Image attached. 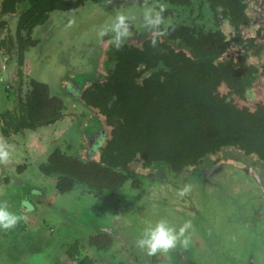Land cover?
<instances>
[{
	"label": "flooded vegetation",
	"instance_id": "af4514ba",
	"mask_svg": "<svg viewBox=\"0 0 264 264\" xmlns=\"http://www.w3.org/2000/svg\"><path fill=\"white\" fill-rule=\"evenodd\" d=\"M86 1L55 2L59 6L46 11L45 19L31 30V39L25 40L27 45L23 44L22 36L27 37V33L21 24L23 14L30 7L29 1L17 0L12 12L2 11L0 7V24L3 23L0 41H5L0 44V85L4 91L0 103V141L9 146V155L16 152L15 146H20L19 156L23 163L17 165L19 174L30 162L38 167L42 177H33L32 185L46 186L52 181L57 193L75 188L79 196L89 195V202H84V197L80 206L85 214L88 213L90 222L78 226L70 236L59 239L55 251L60 244L66 247L61 260L55 259L52 264H264V205L259 207V202L256 209H248L258 190L259 201L264 199V0H89L101 4L100 14L106 15L97 29V36L118 15H124L129 28L123 40L129 41H123L117 49L110 42L113 33L108 31L111 38L105 45L99 39L83 43L80 40L75 42L76 45L70 42L58 54L61 68L54 69L52 79L37 80L31 76L29 73L34 65L42 62V56L49 48L55 44L61 48L62 43L54 40L60 24L54 21L53 13L61 10L74 15ZM161 6L164 8L162 23L147 25L145 11L149 8L159 10ZM68 34L69 31L65 33ZM135 50L142 51L144 59H149L158 50L159 60L152 66L149 60H138L133 65ZM125 76L130 80L134 78L135 84L139 85L136 90H155L143 84H151L157 78L159 91L152 96V105L160 108L163 118L177 126L179 131L168 135L173 141H238L242 145L219 146L184 168L136 160L128 166H113L109 175L103 161L107 158L102 150L117 133L118 114L114 108L112 117H108L98 104H102V100L96 89H103V86L112 90L105 83ZM35 82L43 83L52 96L60 100L61 115L51 123L7 133L5 127L8 124L18 123L16 117L22 106L18 105V97L25 100L30 92L37 90L33 85ZM148 93L152 95L150 91ZM42 127L47 128V132ZM26 134L28 139L24 137ZM58 151L86 164L103 166L95 168L102 181L108 183L112 178L116 182L119 177L125 178L112 189L74 183L70 189L58 191L56 184L60 173L47 174L40 170V166ZM233 170L239 171L238 179L232 178ZM179 172L194 175L195 181L178 186L176 177L166 180L170 185H164L171 188L162 191L164 200L158 202L164 201L165 209L189 210L194 214L219 210L221 217L216 216L214 221L226 217V220L241 224L250 235L240 238L242 243H247L241 251L236 252L240 246L231 243L233 236L221 237L205 216L190 220V230L185 231L183 237L187 239L186 246L178 243L174 248L148 255L145 250L129 244L119 230L111 229L109 219V223L104 222V214L99 216L96 211H90L94 197L101 204L110 201L114 210H117L115 206L126 203L128 212H133L138 209L142 196L151 193L147 186L166 174L173 178ZM240 173L242 179H239ZM14 183L12 181L11 185ZM1 184L10 186L8 177L0 175ZM224 184L225 188L248 193L245 201L250 202L242 201L238 207L225 202L217 206L198 197H189V191L181 195L185 187L201 186L204 192H210L213 187ZM24 187L26 190L28 185ZM46 191L44 198L34 201L36 206L42 200L49 204L53 202L54 192ZM134 191L135 199L127 200ZM20 194L18 199L25 201L21 205L22 211L33 214L29 222L39 223L51 218L68 224L70 219L63 213L66 205L62 208V203H57L56 209L50 205L44 211L33 213L34 206ZM114 214H117L114 219L120 216V212ZM20 219L25 229L29 227L24 216ZM74 222L80 223L76 217ZM97 225L99 229L95 231ZM234 229L233 225L231 230Z\"/></svg>",
	"mask_w": 264,
	"mask_h": 264
},
{
	"label": "rangeland",
	"instance_id": "374dc122",
	"mask_svg": "<svg viewBox=\"0 0 264 264\" xmlns=\"http://www.w3.org/2000/svg\"><path fill=\"white\" fill-rule=\"evenodd\" d=\"M100 10L101 4L88 0L74 13V15H70L69 12L61 10L54 12V21H56L57 24H60V29L57 31V36L54 37V40L56 42L58 39L57 42L60 41V43H62L60 45L61 48L59 47V44H55L49 48L47 53L42 56V62L39 61L37 64H35L33 70L29 74L37 78V80H46V78L52 79L53 76H55L54 69L57 68L59 70L61 68V66L58 64L57 58L59 56L58 54L60 53V50H62L64 46L67 44L69 45L70 42L73 43V45H76V43H78L80 40L82 43L89 39V41L96 42L99 39L97 36V29L106 17V15L102 16L100 14ZM67 31H69V34L65 35ZM45 70L47 73L44 72ZM3 98L4 91L0 85V103H2ZM42 129L47 132V128L42 127ZM24 137L27 139L29 138L28 134H26ZM41 138L44 139V136ZM15 147L16 152L11 153L8 160L0 161V175L3 177H8L10 180V186H5L3 184L0 185V201H7L9 209L12 212H14L19 217L24 216L27 219L25 221L28 222L29 227H26L25 229V227H23L24 224L18 222L17 225L12 229L0 230V264H43L46 262L48 264H52L55 259L61 260V253L66 247L65 245L60 244L59 249L55 251L56 245L58 241H60L59 239H61L62 236H70L71 232L77 229L78 226H84L86 223L90 222V218L87 216L88 213L85 214L83 208L80 206V202L84 197L85 199H83V201L89 202V195L85 194L83 196H79L78 191L75 188L70 192L63 194L57 193L55 189V182L52 181H49L51 184L49 183L46 186L32 185L31 180L33 177H42V174L39 172L38 167L33 162L28 163L24 172L19 174L16 169L17 165L23 163V159L19 156V153L22 150L20 149V146ZM232 172V178L238 179L237 173L239 171L235 172V170H233ZM175 177L178 186H185L187 182L195 181L194 175H189L186 172H179L178 175H173V178L168 177L166 174V176L154 181L151 186H147L152 190L151 193L148 192L142 196L140 204L137 207L138 209L134 210L133 212H128V209L125 206L126 203L120 204L118 207L115 206L117 210H114V206L110 201H107L105 204H101V201L94 197L90 202V205L92 206L90 211H96L99 216L104 214V216L107 218H104V222L109 223V219L110 228L114 229L115 231L119 230L121 235L127 237L126 241L137 248H139L136 244L137 239L141 237L144 229L150 223L155 224L157 221L165 219L169 222V224H173L177 228L181 227L186 221L201 219L202 217L207 216L211 224H213L214 230L216 232H220L221 237H226L228 235L233 236L234 240H231V243H234L235 245L238 244L240 246L236 252L241 251L247 243H242L240 238L250 235H247V232L245 231L246 229L242 227L241 224L234 223L229 219L226 220V217L222 216V220L220 219L214 221L216 216L221 217V215H219V210H209L206 211V213L201 212L200 214H194L189 210L181 211L165 209V205H162L164 201H162V203L158 202L160 200H164L161 198L163 197L162 191L171 188V186L164 185H170V183L166 182V180H172ZM242 177L243 175L240 173L239 179H242ZM12 181H15L13 186L11 185ZM171 184L174 185V182ZM25 185H28L26 190H24ZM46 190H50V193L54 192L55 199L51 204L42 200L41 203L37 204L36 206L34 201L36 199L39 200L44 198V196L47 195V193H45L47 192ZM172 190H174L173 187ZM188 191L190 192L188 195L189 197H198L201 200H206V203L217 206H220V203L225 202L228 203L227 205H231V207H238L239 203L244 202L245 204H248L250 202L248 200L245 201V198L249 196L248 193L242 192L240 190H233L231 188H225V184L221 187H213L210 192H204L201 186H198L195 189L190 187ZM20 193L24 194L27 203H31L32 206H34L33 213H39L42 210L44 211V209L49 208L50 205L52 208L56 209L57 203H62V208L64 205H66L63 213H66L67 218L69 217L70 219L68 220V224H62L51 218L40 221L39 223L31 221L29 222V219L32 218L33 214L32 212L25 213L22 211L21 205H23V202L25 201L18 199V195H21ZM134 195L135 191L133 193L130 192L127 200L135 199L134 197L136 196ZM259 195L260 191L258 190L257 193L252 197V201L250 202L251 204L248 207V209L250 208L249 210L256 209L257 203L259 202V207H263L264 199L262 202L259 201L261 200ZM114 212H120V216L116 218L117 220L113 218V216H117V214L115 215ZM75 217L80 221L79 224L78 222H74ZM116 222L117 224H115ZM233 225L235 226V229L232 231L231 227ZM98 229L99 227L97 225L94 230L96 231ZM188 230H190V228H188L186 231ZM225 243L227 244L228 242L225 241ZM252 243L254 244V241H252ZM232 255L233 254H231V257ZM236 255L237 254H235V256Z\"/></svg>",
	"mask_w": 264,
	"mask_h": 264
},
{
	"label": "trees",
	"instance_id": "16d2710c",
	"mask_svg": "<svg viewBox=\"0 0 264 264\" xmlns=\"http://www.w3.org/2000/svg\"><path fill=\"white\" fill-rule=\"evenodd\" d=\"M28 1L30 7L23 14L24 21L21 24L27 33V37L22 36L24 45L28 44L27 41L25 42L27 38L31 39L29 35L33 27L45 19L46 11L59 6V4H54L59 0ZM16 3L17 0H2L0 7L2 11L12 12L17 6ZM2 25L3 23L0 24V27ZM0 44H5V41H0ZM135 51L132 55L133 65L138 63V60H143V62L149 60V65L152 66L159 60L158 50L154 51L149 59H144L145 56L142 51ZM120 61L122 63V60ZM157 82L156 78L151 84H143L147 88L154 87L155 90H136L139 85L135 84L134 78L130 80L129 77L125 76L118 77L114 82L105 83V86L112 88V90H106L103 86V89L97 87L98 96L102 100V104L100 102L98 104L102 110L109 118L112 117L111 112L114 108L118 114L117 133L102 150L107 158L103 161L107 165L106 170L109 175L113 166H128L136 160H141L143 163L161 162L174 168H184L188 164L207 156L209 152H213L219 146L242 145L238 141L227 143L203 139L173 141L168 135L171 132H176L178 130L177 126L163 118L160 108L152 105V96L159 91L157 90ZM33 85L37 90L30 92L25 100L18 97L19 107L22 105L20 115L16 117V123L18 118V125L8 124L5 127L7 133L10 131L15 132L20 128L48 124L61 115L60 100L52 96L43 83L35 82ZM149 91L152 93L151 96L148 93ZM252 146L256 150L255 144H252ZM95 168L104 167L98 163L86 164L76 157L64 156L59 151L54 152L48 162L40 166V170L44 173H60L56 184L58 191H66L74 183L99 185L103 189H112L122 183L125 178L119 177L116 182L111 178V182L107 183V181L100 179Z\"/></svg>",
	"mask_w": 264,
	"mask_h": 264
},
{
	"label": "clouds",
	"instance_id": "9594fccd",
	"mask_svg": "<svg viewBox=\"0 0 264 264\" xmlns=\"http://www.w3.org/2000/svg\"><path fill=\"white\" fill-rule=\"evenodd\" d=\"M163 6L156 10L149 8L144 13V18L149 26H157L162 23ZM129 24L124 15H118L110 26L101 30L103 36L106 32L113 33L111 44L119 49L122 46L123 38L127 35ZM9 158V146L6 142L0 141V161H6ZM188 191L185 187L181 195ZM20 217L9 209L7 201H0V230H9L14 228L19 222ZM191 227V222L186 221L178 229L169 224L165 219L157 221L155 224H149L143 231L136 244L139 248L145 250L148 255H154L158 251H166L176 247L178 243L187 245V239L183 238L185 231Z\"/></svg>",
	"mask_w": 264,
	"mask_h": 264
},
{
	"label": "water",
	"instance_id": "95a60500",
	"mask_svg": "<svg viewBox=\"0 0 264 264\" xmlns=\"http://www.w3.org/2000/svg\"><path fill=\"white\" fill-rule=\"evenodd\" d=\"M109 38H111L107 33H105L103 36H99V40L104 42V45L108 43ZM124 39V38H123ZM124 42H128L129 40H123Z\"/></svg>",
	"mask_w": 264,
	"mask_h": 264
}]
</instances>
